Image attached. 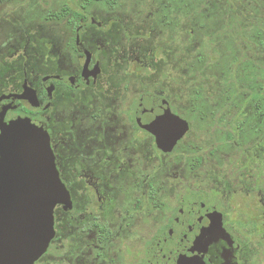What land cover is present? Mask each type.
Listing matches in <instances>:
<instances>
[{"label":"flooded vegetation","instance_id":"flooded-vegetation-1","mask_svg":"<svg viewBox=\"0 0 264 264\" xmlns=\"http://www.w3.org/2000/svg\"><path fill=\"white\" fill-rule=\"evenodd\" d=\"M101 1L111 7L117 0L112 5L107 0L94 2ZM235 1L217 0V5L225 4L229 10H224L230 13L234 12ZM250 1H246L247 7L251 6ZM85 2L83 9L93 3L85 6ZM204 7L201 4L206 11ZM220 19L218 22L229 25V32H216L217 38L229 40L234 45L232 52L240 55V40L253 32L246 27L234 31L236 24H242L236 16L224 19L220 16ZM163 20L167 22L166 17ZM68 23L73 34L68 47L81 58L80 64L68 65L66 71L37 74L31 80L23 60L13 66L12 60L0 57V120L7 123L26 118L36 124L38 135L49 141L59 180L70 199L68 210L62 205L54 208V237L35 264H46L50 258H66L67 264H169L179 249L184 250V256L198 257L201 264H264V163H199V159L197 163H182L180 175L171 172L161 183L170 189L161 198L157 186V156H169L181 146L190 131V123L175 118L167 99L161 101L160 97L153 96L151 105H144L147 95L139 98L128 127H122L121 120H109L107 116L112 112L86 115L85 128L81 127L84 119L78 118V112L69 118L63 115L56 106L59 92L65 91L78 100L84 91H98L104 68L114 66L111 54L120 48H114L108 31L103 33L101 43L87 36L92 31H102L106 23L80 14L70 15ZM261 34L255 33L257 37ZM138 59L141 60L139 54ZM84 70L87 73L98 70V73L95 78L89 75L83 80ZM259 84L256 86L260 87ZM25 91L34 95L36 106L23 98ZM247 99L242 103L236 99L225 100L236 109L252 107L254 110L241 119L238 113L229 118H224L226 113L218 115L217 124L231 125L237 132L225 133V145L241 146L237 134L245 126L247 140L264 146L263 97L253 95ZM142 110L156 112L163 116L162 120H166L164 113H168L167 119L186 122L188 131L169 152H164L158 148L156 135L138 125L136 116ZM142 143L143 148L147 144L148 156L142 153ZM161 164L171 168L173 163ZM164 169L167 173V168ZM169 200L175 201L176 206L166 222L158 226L156 211L167 206ZM86 211L89 220L80 229L84 234L73 242L72 253L68 256L65 253L64 257L55 247L59 242L60 215L73 214L72 225L77 229ZM93 211H110L115 220L109 221L103 214L93 215Z\"/></svg>","mask_w":264,"mask_h":264},{"label":"rangeland","instance_id":"rangeland-1","mask_svg":"<svg viewBox=\"0 0 264 264\" xmlns=\"http://www.w3.org/2000/svg\"><path fill=\"white\" fill-rule=\"evenodd\" d=\"M83 1L0 0V57L12 60L13 66L23 60L31 80L37 74L66 71L68 65L80 64L81 58L68 47L73 36L72 25L68 23L70 14L53 18V14L66 5L71 12L106 23L102 31L87 35L93 41L101 43L103 33L108 31L113 38L109 42L115 43L114 48H120L111 54L114 66L104 68L98 91H84L78 100L65 91L59 92L56 106L63 115L69 118L78 112V118L84 119L81 127L85 128L86 115L112 112L107 116L109 120H121V126L128 127L139 98L147 95L144 105H151L153 96L160 97L161 101L167 99L175 118L190 123V131L182 145L169 156H157V186L161 198L164 192L170 191L161 183L171 172L180 175L182 163H197V159L199 163H264V146H260L263 144L250 143L245 126L237 134L242 145L235 148L224 144L225 133L234 132V127L216 122L222 113L227 114L224 118L238 113L241 119L254 112L252 107L236 109L226 102L229 100L242 103L250 96L262 95L264 107V0H251L248 7V0H236L234 12L230 13L224 10H229L225 4L217 5V0L205 3L201 0H117L112 8L101 1L93 2L86 9L82 8ZM201 4H205L206 11ZM218 7H221L219 13ZM220 16L240 19L242 24H236L234 31L246 27L253 32L240 40V55L232 52L234 45L229 40L217 38L216 32H229V25L218 22ZM169 21L172 24H168ZM256 32L262 33L261 36L257 37ZM258 82L260 88L256 86ZM251 138L253 140V136ZM147 152V144L143 148L142 143V153L148 156ZM161 163L173 164L168 168ZM175 206L176 202L169 200L167 206L158 207V226L166 222ZM93 212V215L103 214L102 217L109 221L115 220L110 211ZM85 216L79 219L81 225L75 229L73 214L60 215L59 242L55 247L64 257L72 253L73 242L84 234L80 229L89 220L87 211ZM66 260L50 258L46 264H67Z\"/></svg>","mask_w":264,"mask_h":264},{"label":"water","instance_id":"water-1","mask_svg":"<svg viewBox=\"0 0 264 264\" xmlns=\"http://www.w3.org/2000/svg\"><path fill=\"white\" fill-rule=\"evenodd\" d=\"M97 73L84 70L82 78H95ZM33 96L25 91L23 98L36 106ZM168 116L164 113L166 120H162V115L143 110L136 116L140 128L156 135L158 148L164 152L188 131L186 122ZM56 205L68 210L70 199L59 180L47 137L39 136L36 124L29 119L0 120V264H35L40 260L54 237ZM183 251L176 250L169 264L202 263L196 256H184Z\"/></svg>","mask_w":264,"mask_h":264},{"label":"trees","instance_id":"trees-1","mask_svg":"<svg viewBox=\"0 0 264 264\" xmlns=\"http://www.w3.org/2000/svg\"><path fill=\"white\" fill-rule=\"evenodd\" d=\"M85 1H86V2H85V6H87L89 3L94 2V1H96V0H85ZM107 1L109 2L110 5H112V2L115 1V0H107ZM111 7H113V6H111ZM67 14H70L72 17H77V16H79V13H77V12H71V11L69 10V8L65 5V6L61 9L60 12H58V13H54V14H53V18H55V19H59V18L65 16V15H67ZM48 16L51 17V15H48ZM258 88H260V87H258ZM262 89H263V92H264V88H263V87H262Z\"/></svg>","mask_w":264,"mask_h":264}]
</instances>
